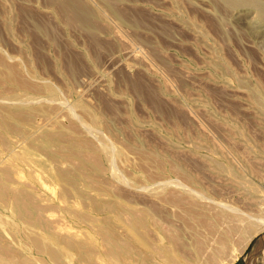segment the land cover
Here are the masks:
<instances>
[{
	"label": "rangeland",
	"instance_id": "374dc122",
	"mask_svg": "<svg viewBox=\"0 0 264 264\" xmlns=\"http://www.w3.org/2000/svg\"><path fill=\"white\" fill-rule=\"evenodd\" d=\"M79 1L0 0V264H264V0Z\"/></svg>",
	"mask_w": 264,
	"mask_h": 264
},
{
	"label": "bare ground",
	"instance_id": "6f19581e",
	"mask_svg": "<svg viewBox=\"0 0 264 264\" xmlns=\"http://www.w3.org/2000/svg\"><path fill=\"white\" fill-rule=\"evenodd\" d=\"M59 1L62 3V5L67 7V13L71 19H73L75 21L76 18H78L81 22H84V23L87 22L86 14L88 13L89 9L87 11V9H85L86 7L84 6V4H82L79 0H59ZM227 1L231 5H236L237 3L240 2V0H227ZM244 1H246L248 3H252V4H256L258 2L256 0H244ZM241 3H242V1H241ZM68 10H74L78 16L75 13H72L70 15L71 12H69ZM89 12L91 13V11H89ZM260 19L264 21V13H260ZM105 152H107V151H105Z\"/></svg>",
	"mask_w": 264,
	"mask_h": 264
}]
</instances>
